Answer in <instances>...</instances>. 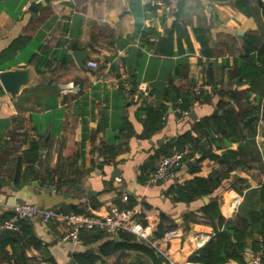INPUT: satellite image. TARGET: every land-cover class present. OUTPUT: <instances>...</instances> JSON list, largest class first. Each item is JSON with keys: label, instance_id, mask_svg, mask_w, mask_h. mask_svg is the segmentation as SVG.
I'll return each mask as SVG.
<instances>
[{"label": "crops", "instance_id": "crops-1", "mask_svg": "<svg viewBox=\"0 0 264 264\" xmlns=\"http://www.w3.org/2000/svg\"><path fill=\"white\" fill-rule=\"evenodd\" d=\"M34 1L40 4L36 6ZM170 1L171 10L153 8L145 0H0V70L32 66L35 73V80L16 96L0 80L1 206L31 201L72 210L69 207L77 205L91 215L103 216L112 204L124 205L132 199L136 213L143 215L158 245L169 258L182 264H206L192 262L190 256L217 230L224 229L228 220L240 223V216L263 207L258 192L264 182V97L259 100L255 92L250 99L253 104L261 103L260 116L255 142L242 157L244 164L228 167L212 156L198 161L202 153L197 152L177 166L173 178L150 181L172 138L192 129L200 117L213 113L222 98L230 99L231 89L244 91L249 87V82L236 85V75L231 71L236 58L250 51L247 35L262 33L259 20L233 0ZM134 7L141 12L144 24L155 29L150 39L156 44L160 36L173 33L172 54L158 50L156 44L143 43ZM176 22L187 30L192 49L185 37L179 39ZM198 26L206 28L212 54L204 53L195 30ZM84 48L89 54L86 65L81 66L74 52ZM90 59L98 65L90 66ZM122 68L129 72L127 85L121 80ZM209 72L219 83L215 91L205 84ZM72 81L80 84L79 91L65 89ZM199 83L210 88L209 98L195 100L189 110L178 115L173 101L165 98L168 88L176 86L188 93ZM222 87L226 88L223 95L218 91ZM241 96L234 103L240 112L248 106L246 97ZM161 99L169 104L164 125L146 136L144 104H156ZM240 124L247 133L246 120ZM193 133L198 134L195 129ZM34 141L40 146L35 168L41 177H48L46 183L34 173L27 180L23 175L16 177L15 158ZM202 142L206 149L219 154L240 146L239 141H229L217 132L204 136ZM198 175H215L221 182L211 193L191 200L180 198L177 185ZM52 177L55 181L50 180ZM48 186L55 188L46 190ZM240 196V216H231L229 205ZM213 202L226 205L228 220L206 212ZM3 214L0 219L5 218ZM31 220L42 243L27 248L29 264H52L51 258L59 264H72V259L78 264L74 254L87 249L101 255V264L149 261L146 252L122 246L105 254L101 248L104 241L114 239L112 249L127 241L119 231H107L104 238L90 243L83 238L63 242L65 223ZM162 229L164 234L156 236ZM172 229L177 233L167 236ZM254 236L260 237L258 233ZM251 240L249 237L248 250ZM247 256H251L249 264H255L253 254ZM0 264L17 263L0 258ZM220 264L244 263L230 258Z\"/></svg>", "mask_w": 264, "mask_h": 264}, {"label": "trees", "instance_id": "trees-1", "mask_svg": "<svg viewBox=\"0 0 264 264\" xmlns=\"http://www.w3.org/2000/svg\"><path fill=\"white\" fill-rule=\"evenodd\" d=\"M233 1L234 4L246 14L254 15L259 20L262 30L261 34L250 33L247 35L246 41L250 47V51L243 53L236 58V67L231 71L232 74L236 75L234 79L236 85L244 82H249L250 84L244 91L231 89L229 92L230 99L222 98L213 113L200 117L195 122L192 129H187L181 132L168 142L166 154L171 152L174 147H177L180 150L187 147L190 149L185 155L184 161L193 157L197 152H201L202 155L199 157L198 161L203 160L206 156H212L219 159L220 162L228 165V167H232L234 163L242 165L245 162L242 157L245 155L248 145L255 142L261 103L257 105L253 104L250 95L252 92H255L259 100H262L264 97V0ZM133 6H135V4ZM133 9L138 16L137 28L142 31L143 43L147 45L156 44V41L150 39V34H156L155 29L144 24L142 18L139 16L141 12H139L137 7H134ZM180 10L181 8L176 12L178 19L180 16ZM176 26L179 33V39L185 37L188 41L189 49H192V41L183 24L176 22ZM195 30L202 43L204 53L212 54V51L209 50L210 39L207 35L206 28L198 26ZM173 43L174 36L173 33H170L168 35L160 36L156 46L158 50L166 52L167 54H172L174 52ZM205 84L212 85V90L214 91L219 85L218 81H215L211 76V72L208 73ZM241 94L246 97V102L248 103L247 108L242 112L238 111L234 105L235 102H239L242 99ZM209 96L210 88L205 86H203L199 92L193 87L188 93H183L180 88L172 86L171 88H168L165 94V98L172 100L173 104L178 108V115H182L184 111L189 110L190 105L193 104L195 100L203 102L207 100ZM168 107L169 104L166 103L164 99L159 100L156 104H144L143 110L147 112V116L144 119V135H151L164 125V116L168 111ZM244 119L248 125L247 133L244 132V129L240 124ZM193 129H195L198 134H194ZM215 132L229 141H239V148H227L222 154L206 149V146L202 142V138L211 134L215 135ZM214 139L218 144L217 139ZM39 159L40 146L37 141H34L28 149L24 150L15 158L16 177L19 178V176L23 175V179L27 180L29 174L34 173L40 178L42 183H46L48 177L44 175L42 178L40 176V171H37L35 168V163ZM24 163H27V165L22 173ZM50 180L55 181V178L52 177ZM58 180H61V177H59ZM220 182V178L215 175H198L192 179L179 183L177 185V191L180 198L191 200L196 196L211 193ZM258 194L263 207L260 209L254 208L249 211L248 216H240L238 213L241 220L240 223L234 219L228 220V209L226 205H219V203L216 202L211 203L206 212L210 215H219L221 221L228 220V225L222 230H217L213 237L190 256V261L204 262L206 264H220L230 258H237L244 264H249V261L246 260V256L248 254L254 255L261 248L264 249V182L259 189ZM134 205L135 201L129 199L128 203L123 206L134 207ZM69 209L78 212H87L84 207L77 205H72ZM12 215V212L6 211L3 214V217ZM137 216L143 219V215L140 213H137ZM142 221L145 223L144 219ZM17 222L19 225L17 229H3L0 231V258L8 261L15 260L17 264H29L31 258L27 254V248L31 245L40 247L42 242L34 231L31 219L20 218ZM119 232L126 237L127 241L123 244H115L116 246L114 249L110 247L111 243H114V239L104 241L101 244V248L105 254L112 251L115 252L119 246H122L141 250L148 254V263L139 260L133 264L168 263L167 257L156 246L140 241L132 231L120 229ZM107 233L108 232L105 228L94 226L92 228H82L80 236L86 243H90L101 240L107 235ZM255 233H258L260 237H255ZM163 234L164 230L162 229V231H158L155 235L161 236ZM249 237L252 238L250 244L251 251L247 249L249 246ZM74 258L78 264H101L100 260L103 261L101 255L92 249L75 253ZM51 260L52 264H59L55 259L51 258Z\"/></svg>", "mask_w": 264, "mask_h": 264}, {"label": "built area", "instance_id": "built-area-1", "mask_svg": "<svg viewBox=\"0 0 264 264\" xmlns=\"http://www.w3.org/2000/svg\"><path fill=\"white\" fill-rule=\"evenodd\" d=\"M157 9H172V2L170 0H145ZM88 64L90 66H97L98 63L95 60H89ZM129 77V72L125 69H121V80L126 82ZM203 87L202 84H197L195 90L199 92ZM66 90L79 91L80 84L76 82H70ZM190 151L187 147L185 149H174L164 154L158 160L155 169L151 172L150 181L158 180H169L173 178L176 174V168L180 163L184 162L185 155ZM128 198V195H125ZM242 202V196L236 198L230 205L229 211L230 215L233 216L238 213L240 209V204ZM13 211V215L10 217H5L0 219V231L3 229H17L18 219L20 218H43L46 221L57 220L66 224L67 230L63 232L61 240L63 242L69 240L82 241L80 236V231L82 228H92L94 226H101L105 228L110 233L118 232L120 229H126L137 234L142 239L146 240L148 243L156 246L162 253L167 257V264H182L169 258L167 253L162 249L154 236L147 230V227L143 223L142 219L137 216L134 207H126L120 204H112L107 214L103 216H94L88 212H78L76 210H64L59 207H47L31 201H22L15 203L13 205H0V216L5 211ZM177 233L176 229H172L167 233V236H173ZM264 255V249H259L253 255V262L255 264H261Z\"/></svg>", "mask_w": 264, "mask_h": 264}, {"label": "water", "instance_id": "water-1", "mask_svg": "<svg viewBox=\"0 0 264 264\" xmlns=\"http://www.w3.org/2000/svg\"><path fill=\"white\" fill-rule=\"evenodd\" d=\"M34 4L38 6L40 3H36L34 1ZM74 54L78 63L81 66H85L86 59L89 54V49L84 48V49L76 50ZM0 80L2 81L6 90L10 92L13 96H16L24 85L30 84L35 80L34 68L32 66H26V67L19 66V67L1 69ZM218 91L223 95L226 91V88L225 87L219 88ZM54 188L55 186L45 187L46 190H51ZM249 250L251 249L249 248ZM246 259L250 260L251 256H247ZM71 263L72 264L75 263L74 259L71 260Z\"/></svg>", "mask_w": 264, "mask_h": 264}]
</instances>
